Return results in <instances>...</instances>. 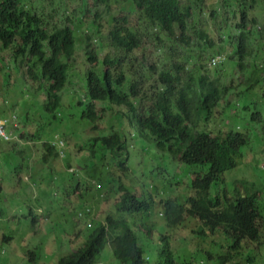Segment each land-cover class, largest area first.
Here are the masks:
<instances>
[{"label":"clouds","instance_id":"9594fccd","mask_svg":"<svg viewBox=\"0 0 264 264\" xmlns=\"http://www.w3.org/2000/svg\"><path fill=\"white\" fill-rule=\"evenodd\" d=\"M93 1L94 0H82L84 8H80L79 5L75 3V0H34V4L39 10H43L47 16H52L54 18L55 21L52 23L56 25V28L62 29L70 27L77 31L79 35H81V32L84 33L81 43L77 45L79 55L63 60V58L59 54L53 52L45 42H41V47L38 49V56H35L37 51L36 42L33 41L30 36L18 33L15 49L19 52V55L14 57L11 53L7 54L0 48V56L6 58L3 63L7 71H14L16 67H22L25 71L29 66H33L34 72L39 78L38 88L34 87L31 81H29L27 85H30V88H26V99H20L21 94L18 93L17 100L14 98L15 95L10 93L8 89L0 92V106L9 103L12 104V102H21L28 107L30 93L34 92L37 94L38 91L39 96L42 97L40 104L43 105V100L47 96L46 90L49 86L54 84L59 86L57 94L61 105L67 107L74 102L77 97H73L72 94L71 85H74L75 90L77 93L82 94L83 97L81 96V98H83L85 102L88 100L91 101L93 112L95 114L97 113L100 117L97 122V131L91 130L92 124L90 123H82L76 125L75 128L83 135L84 142L97 135L93 141L87 143L91 144L95 155H106L112 152V148H117V146H119V140L108 135L109 133L102 128V116H106L105 111L102 110L107 108L109 104L103 105V101L106 98H112L118 87L123 86L127 105L121 108L115 106L113 110L108 111L107 115L120 122L123 129L127 131V136H129L132 141L138 143L139 146L143 145L141 148L146 151L144 156H149L148 166L152 162L151 165L154 167L151 169L158 170L159 172V176H154L155 180L152 181V185H149V182L154 177L150 176H148L140 186L139 182L136 183L135 191L137 192L133 208L141 211L140 214L132 216V220H135V225L139 230L136 232V237L138 238V242H140V235L149 236L153 242L162 245V243H160V240H162L161 236L156 229L160 230L161 226L166 223V218L162 213L165 207L164 204H167L169 200H179L184 194L196 193L198 180L203 178L209 171L210 166L213 165V160L210 158H206L202 162H197V164H188L186 157L183 156L182 153V155L172 153L175 152L178 142L180 140H186L183 145L187 148V139L189 136L190 138L199 139L201 136L205 135V131L210 133L214 132L213 135L215 136V134H219L220 132H227L225 131L227 127L228 132L232 131L234 134H240L248 141V144L243 148L242 157L237 160L236 168L241 165L242 161L246 162L244 158H249L248 151H252L250 147L251 139L238 130H234L230 125L232 119L239 117L234 109L236 99L239 96L237 82L235 81L241 79V77H247L242 79L241 85L251 82V88L247 94L249 99L247 104L248 110L245 112L242 107V112H244L250 118L251 123L254 124L253 131H256V128L262 124L264 118L262 108V104L264 103V1L201 0L200 15L198 18H194L196 27L189 33L194 40L190 43L193 47L185 51L186 58L184 61H180L178 65L172 63L167 56L168 42L163 23H154L149 17L138 22L140 18V14L137 12L138 10L133 11V8L128 9L124 0L122 1L124 2V8L128 11L127 13L135 18L134 23L140 25L128 29L132 33L130 42L123 47L121 53L114 54L107 59L105 63L103 61V53H100V56L97 53L88 56L87 50L84 49V47L91 44L92 41L88 42L87 34H95L97 28L100 27L103 33L101 36H96L94 38L95 42H104L105 44L110 42L108 35L110 31L108 34L106 33L105 16L100 13V9L94 10L90 7ZM115 1L119 2L120 0ZM188 1L189 0H185L186 3ZM22 4L23 1L21 0V6ZM64 4L65 6H63ZM70 5H74L75 7L70 14H67ZM249 5H253V7L250 9ZM58 7H60V9H58ZM253 8H260L255 14L252 13V17L255 16V18L260 21V25L253 27L257 32L254 38H250L247 42L251 43L252 48L249 50L253 51L254 49V52H251L252 55H247V51H241V49L236 47L233 43L239 40L240 32L242 31L235 26L240 23V20L237 18L238 12L245 9L246 11L250 10L254 12ZM49 9H53V11L47 12ZM61 11L62 16L59 15ZM208 23L209 25L207 26ZM131 24L135 26L133 23ZM108 25L110 26V24ZM246 25L251 24L246 21ZM111 29L112 27L110 26V30ZM195 32H201L202 38L196 40L194 38ZM196 42L200 43L204 48L199 47ZM44 45H46V47L42 48ZM230 60H238L232 72L224 70L227 62ZM120 61H122L123 64L118 66ZM254 61H256L257 66ZM259 61H263V64H258ZM59 62L62 64V67ZM65 63L69 65L67 68H65ZM117 67H119L122 72L113 71L109 72V75L107 74L109 69ZM93 70H97L99 75L94 76ZM52 72H56L60 75H64L62 73L64 72L67 74L68 79H65L61 75L60 83H58V81L53 78ZM87 72H89L88 75ZM16 76L18 77L19 75L16 74ZM101 76L108 77L111 85L108 86L104 79H100ZM254 76L256 77L255 80L252 78ZM115 77L119 78L122 84H118V80ZM75 78H77V80H75ZM90 85L92 86V90H89ZM0 86H2L1 83ZM183 91H185V93H182ZM215 122H218V125L215 124ZM113 123L116 124L115 122ZM226 123H228L229 126H226ZM111 124L112 123L109 124L110 128ZM116 126L117 128L114 130L119 131V126L117 124ZM18 127V111L13 114L12 112H7L5 114L1 113L0 167L1 165L6 167L5 161L9 158V160L13 162L12 167L18 166L20 170L10 172L5 168L1 169L0 197H6L5 188L8 186V183L5 186L3 185L5 183L3 182V177L9 179L11 177V180L15 179L19 189L21 185L23 188L28 182H32L34 188L46 184V187H51L55 195H59L60 193L65 196L68 195L67 200L64 202L53 198L54 203L56 201L60 205H65L58 210L61 211L68 225L70 224L73 226L74 224L76 228L79 225H84L87 228V226L91 225L93 220H103L105 215L101 213L96 217L95 209L91 207L87 210V214L89 215L88 219L81 213V207L77 203L71 210L72 203L69 200L70 197H84L87 201L94 198L91 202L98 197L105 199V201L107 199V192L105 195L103 193L100 195L96 190L85 188L84 174L75 179H71L70 175L73 174L74 171L72 168L70 169L67 167V169H65L67 178L64 182H61L59 178L56 179V181L48 179L49 182H44L42 181L43 175L34 178L35 172L46 169V165L41 164L42 160L33 167L35 162L33 157L35 153L38 155L37 160L44 157L45 152L42 150L41 145L44 141L48 140V137L44 130L43 134L36 133L38 141H23L18 138L16 133ZM263 131L264 129L262 132ZM48 134L50 136L52 133L48 132ZM234 134L232 135L238 138ZM162 137L169 140L166 149H161L158 146V141ZM14 142L19 145L16 152H13ZM52 145L56 146L61 156L64 155L63 150L66 147L58 135H56L55 139L52 141ZM260 145L264 147V143ZM4 149H7V151L4 152ZM149 149H152L155 158L150 156ZM155 159L160 162L161 167L158 166ZM125 160L126 157L124 155L123 160L116 165L121 171V174H118L120 178L124 175L128 176L129 174L126 170L128 165ZM258 160V155H254V157L251 156L244 166L246 170H252L255 174L258 173L261 176V173L264 172V164L260 167L257 165ZM51 161L52 158H49V163ZM165 161H169L174 165L175 176L170 175L166 166L162 164V162ZM138 162L141 165L145 160H143V158L138 159ZM129 166L131 167V161L129 162ZM240 169L241 173H243L244 170L242 168ZM44 175L47 174L44 172ZM86 177L89 178L88 176ZM89 179L93 180L91 178ZM19 180H21L20 183ZM93 181L97 184L96 180ZM37 182L38 184H36ZM231 183V181H228V184ZM233 183H237L235 187L238 191L228 192L231 197L237 194L246 195L245 191L247 187L256 189H263L264 187L263 185L261 188H258L255 181L249 183L243 180L241 175H239L238 179H235ZM238 184H241L245 188L244 192L241 191ZM68 185L74 188L72 194L68 191ZM19 189L16 193L14 191L12 192L15 193V195L10 198L11 205L20 202L18 198L22 191L19 192ZM87 191H91L92 194L89 195ZM210 195L214 197L218 194L216 191L212 193L211 189ZM261 195H263V193ZM68 203L71 204L70 207H68ZM150 203L154 205V209L157 205L162 207L159 218L155 221H152V218L149 217V215H152L149 214L150 212H147V207ZM7 207V211L0 209V246L4 250V253H0V255L4 256L0 264H4L11 260L7 257V249L3 247L11 246L13 248L15 245V236L7 228V225L13 220V212H11L8 205ZM221 209L222 208L217 210ZM259 209L260 211H264V196L259 200ZM191 217L192 216L187 214L186 220L182 225L184 228L187 225V220L197 222V219ZM127 220L129 221L130 218L128 217ZM103 223L106 224V221ZM39 225L40 223L32 227L25 236H34L37 233V227ZM198 228H201L200 223ZM203 230L205 237L212 240L214 244H218L219 247L213 254L219 257L220 254H218V250L220 247L226 245H230V248L237 253V256L245 257L247 264H251L257 256L263 254L260 244L263 239L262 231H264V227L260 229L261 236L257 238L255 236L253 240L248 238L238 240L237 237L240 232L234 231L226 226L216 229L213 233L207 229ZM206 231L209 234H206ZM217 235L220 237L215 239ZM3 239H9L10 242H5ZM182 241L183 239L178 238L173 245L177 253L186 258L185 248L181 246ZM138 246L142 250L141 260H143V264H149L150 259L149 257H145V248L140 243ZM164 246L165 244L162 246V249L158 251V264H166V255L163 253ZM19 261V258H15L14 262L11 264H17ZM234 264H240V262H234Z\"/></svg>","mask_w":264,"mask_h":264},{"label":"trees","instance_id":"16d2710c","mask_svg":"<svg viewBox=\"0 0 264 264\" xmlns=\"http://www.w3.org/2000/svg\"><path fill=\"white\" fill-rule=\"evenodd\" d=\"M22 1L23 4L21 6V0H0V48L5 53H11L14 57L19 55V52L15 49V42H17L18 33H21L30 36L31 39L36 42L37 51L35 56H38V49L41 47V42H45L51 50L59 54L63 60L79 55L77 45L81 43V39L84 37L83 32L79 35L77 31L70 27L62 29L56 28V25L52 23L55 21L54 18L52 16H47L43 10H39L34 4V0ZM113 1L114 0H94L90 5L94 10L100 9V13L103 16L110 17L109 24L112 29L110 30L109 25L106 26V33L108 34L110 31L108 34L110 42L108 44L104 42H95L94 38L96 36H101L103 33L102 28L99 27L95 34H87L88 42L92 41V43L84 47V49L87 50L88 56H92L96 53L100 56V53H103L104 63L114 54L121 53L123 47L130 42L132 33L128 29L140 26L134 23L135 18L128 13H115V8L112 7ZM124 2L128 9L133 8V11L138 10L137 12L140 14L138 22L144 20L146 17H149L154 23L162 22L168 42L167 56L175 65L185 60V51L193 47L190 43L194 40L189 33L196 27L194 18L196 19L200 15L201 0H189L187 3L185 0H124ZM75 3L79 5L80 8H84L82 0H75ZM63 6H65V4ZM252 7L253 5H249L250 9ZM58 9H60V7H58ZM122 9L125 10L124 7ZM252 13L253 12L250 10L246 11V9L238 12L237 18L240 20V23L235 27L242 31L240 32L239 40L233 42L241 51H247V55H252L251 52H254V49L253 51L249 50L252 47L251 43L247 42L250 38L253 39L257 32L253 27L260 25V21L257 20L255 16H253V18ZM246 21L251 25H246ZM194 35L196 40L202 38L201 32H195ZM197 45L204 48L200 43H197ZM45 47L46 45L42 46V48ZM5 60L6 58L0 56V83L2 84V86H0V92L8 89L10 93L15 95L14 98L16 100L18 99V93L21 94L20 99H26V88H30V85H27L29 81H31L34 87L38 88L39 78L34 72V67L29 66L25 71L22 67L14 68L15 73L20 76H18V78L13 70L7 71L3 63ZM254 62L257 66L256 61ZM122 64L123 62L120 61L118 66ZM9 66L11 67L10 64ZM60 66L62 67L61 63ZM68 66L69 65L65 63V68ZM113 71L122 72L119 67H117L109 69L107 74L109 75V72ZM62 73L64 75H61L65 79H68L67 74L64 72ZM88 73L89 72H87V75ZM61 75L52 72L53 78L57 80L58 83H60ZM93 75H99L97 70H93ZM100 79H104L108 86L111 85L108 77L101 76ZM116 79L118 80V84H122L119 78ZM71 86L73 97H77L76 100L67 107L61 105L57 94L59 86L53 84L46 90L47 96L43 100V105L40 104L42 97L39 96V91L37 94L32 92L29 95L28 107L21 102H12V104L9 103L0 106V115L1 113L5 114L7 112H12L13 114L18 111L19 127L16 133L18 138L23 141H38L36 133L43 134L45 130L48 140L44 141L41 145L45 154L42 159L37 160L38 155L35 153L33 157L35 161L33 167L42 160L41 164L46 165V169L44 171L35 172L34 178L42 176L45 172L47 174L46 176L51 181H56V179L59 178L61 182H64L67 178L65 169L69 167L74 171V173L70 175L71 179H75L84 174L85 188L89 184L87 183L88 180L86 181V176L96 180V191L100 195L102 193L105 195L107 192L106 201L98 197L91 202V199L87 201L84 197L75 196L72 198V205L74 207V204L77 203L81 207V213L85 215L86 219H88L89 215L87 214V210L90 207L98 210L100 213L107 214L108 217L103 220L99 219V221L93 220L90 226H87V228L83 226L80 228V231L76 233H74L76 226L74 224L73 226L70 225L74 234L68 229V223L64 220L65 218L60 210L57 211V221H55V223H53V219L52 222H50V220H45L42 223L43 216L51 217L52 213L55 212L53 198L64 202L68 197V195L65 196L61 193L55 195L54 191L49 190L48 187H42V193L36 198L42 202L40 207L46 214L35 215V209L31 208L26 203L21 204L18 202L12 206H17V208L21 207L22 212L29 211V217H32V221L24 214L21 222L27 224V228L35 227L37 224L40 223L41 225L42 223L41 228L46 231V235L41 237L39 232H37L29 239H33L34 242L28 241L26 243L27 246L25 245V240L18 238L19 241H17L15 239V245L9 253V256L7 255L11 260L4 264H11L14 262L15 258H19L20 261L26 260L25 264H37L42 257L41 252L48 249V243L51 242L50 239L54 236L52 229L57 228L56 231L61 232L64 231L63 226L66 227V232L62 235L57 234V239L55 237L53 245L57 250L59 240H61L63 246L64 243L71 245L70 250L72 253L67 258L59 260L58 264H97L99 257L109 244L113 246L115 257L123 264H143V260H141L142 250L138 246L140 242H138L136 231L130 227L127 218L129 217L132 220V216L141 213V211L133 208L137 192L135 191L136 183L139 182L140 186L148 176H159V172L158 170L150 168L152 162L148 166L149 156H144L146 151L142 150L143 148L141 147H143V145L139 146L138 143L132 141L130 137L127 136V131L123 129L120 122L107 115L108 111L113 110L115 106L121 108L127 105L123 86L118 87L112 98H106L103 101V105L109 104L107 108L102 110L105 111L106 114V116H102V128L109 133L108 135L119 140V146H117V148H112L110 154L99 156L94 154L91 144L87 143L93 141L97 135L84 142L83 135L76 130L75 126L82 123H90L92 124L91 130L97 131V122L100 117L97 113L95 114L93 112L91 101L88 100L85 102L84 99L81 98L82 94L77 93L74 85ZM89 90H92L91 85L89 86ZM182 93H185V91ZM243 110L246 112L248 106H244ZM113 122L119 126V131L114 130L117 126ZM110 123H112L111 128L109 127ZM215 124L218 125V122H215ZM226 126H229V124L226 123ZM225 131L227 132H220L219 134H215V136L213 135L214 132L210 133L205 131V135L201 136L199 139L190 138L189 136L187 139V148L183 145L186 140H180L176 146L175 152H172L176 155L183 154V156L186 157L187 163L190 165L202 162L206 158L212 159L213 165L210 166L206 175L198 180L196 193L184 194L179 200H169L167 204H164L165 207L162 213L166 218V223L161 226L160 230H156L159 231L162 239L160 240L162 245L157 247V251H160L165 244L163 253L166 255V264H178L175 262V256L178 258L183 257L177 253L173 244L176 242L179 235L186 232V229L182 225L186 220L187 214L192 216L191 218L197 219V227L190 229V241L197 240V243L194 249L187 246L188 253L185 249L186 260L183 264H202L205 257H203L201 261H196L195 257L192 256L198 251L206 255V258L210 262L206 264H218V259L213 257V253L216 251V249L212 248L214 243L204 236L203 229H207L213 233L216 229L226 226L234 231L240 232L237 237L238 240L243 238L253 240L255 236L256 238L261 236L260 229L264 227V211H260L259 209V200L263 198L264 190L247 187L245 191L246 195L237 194L231 197L228 193L238 191L235 187L237 183H233L235 176L232 175L231 171L236 168L237 160L242 157L243 148L248 144V141L240 134H234L232 131L228 132L227 127ZM48 132L52 134L49 136ZM231 133L236 135L239 139L234 137ZM56 135H58L65 144L66 148L63 150V156L57 151L56 146L52 145V141L55 139ZM168 143L169 140L162 137L158 141V146L161 149H166ZM18 147L19 145L14 142L13 152H16ZM3 151L6 152L7 149ZM24 151L26 152L25 149ZM149 153L151 157L155 158L152 149H149ZM124 155L126 157L125 162L128 165L126 170L129 174L128 176L124 175L120 178L118 174H121V171L116 165L123 160ZM49 158H52L50 163ZM137 158H143V160H145V162L141 164L142 166L139 164ZM130 161L131 167L129 166ZM155 161L158 166L161 167L160 162L157 159H155ZM12 164L13 162L7 158L5 161L6 167L1 165L0 171L3 168L10 172L20 170L18 166L12 167ZM13 180L14 179L11 180V177L10 179L3 177V182H5L3 185L5 186L8 183L9 186ZM20 181L21 180H19V183ZM228 181L232 182L229 184V188L227 186ZM88 188L95 190L93 187ZM211 189H214L218 195L212 197L210 195ZM261 192L263 195H261ZM47 193L50 194L47 196L51 198L44 200ZM87 193L89 195L92 194L91 191H87ZM107 203L113 204V207H109L110 211L107 209ZM70 206L71 204L68 203V207ZM220 208L222 209L217 210ZM153 209L154 205L151 203L148 204L147 212H150L149 214H153ZM149 217L152 218L150 215ZM63 220L65 222H63ZM104 221H106V224L103 223ZM199 223L201 224V228H198ZM30 230H28V232ZM26 237L27 236L23 238L25 239ZM40 238L44 240V245L42 242H38ZM3 241L10 242L9 239H3ZM205 244L206 247L204 248ZM74 246H76L77 250L72 251ZM209 251H212V253ZM20 252L23 254H20Z\"/></svg>","mask_w":264,"mask_h":264},{"label":"rangeland","instance_id":"374dc122","mask_svg":"<svg viewBox=\"0 0 264 264\" xmlns=\"http://www.w3.org/2000/svg\"><path fill=\"white\" fill-rule=\"evenodd\" d=\"M209 1H211V0H209ZM263 4H264V2H263ZM74 7H75L74 5H70V9H68L69 11L67 14H70ZM112 7L115 8V13L119 12L118 14H120L122 12H125V13L128 12L126 8H125V10L122 9L124 7V2L122 0H120L119 2H116L114 0L112 3ZM259 10H260V8L254 9L253 13L255 14ZM51 11H53V9L47 10V12H51ZM59 15L62 16V11L59 12ZM109 22H110V17L105 16L106 26H108ZM208 25H209V23L207 24V26ZM211 27H212V25H211ZM237 62H238V60L228 61L224 70L232 72V70H234ZM258 64H263V61H259ZM243 78H247V77H241V79H237L235 81V82H237V90L239 92V96L236 99L234 109L236 110V113L239 115V117H236V118L231 120L230 127L233 128L234 130H238L239 132L243 133L245 136H248L251 139L250 147H251L252 151H248V157L250 158L251 156L254 157V155H258L259 160H258L257 165L262 167L264 164V147L260 144L264 143V131L262 132V130L264 129V118H263L262 124H260V126H258L256 128V131L255 130L253 131L254 124L251 123L250 118L244 112H242V107L246 106L249 102L247 94L251 88V82H248L245 85H241V81ZM252 78L255 80L256 77L254 76ZM75 80H77V78H75ZM262 108H263V113H264V103L262 104ZM249 158H244V160H246V162L242 161L241 165L238 168L231 171L232 175L235 176L234 179H238V176L241 175L242 179L246 180L249 183H252L255 181L256 186L258 188H261L264 185V172H262L261 176H260L258 173L255 174L252 170H246L244 165L249 161ZM16 159H18V158H16ZM162 164L166 166L170 175L175 176L174 165H172L169 161L162 162ZM153 167H154L153 165L150 166V168H153ZM240 168H242L244 170L243 173H241ZM150 177H154V176L150 175ZM87 180H88L87 183H89L87 188L93 187L96 190L97 185L95 184V182L86 177V181ZM153 180H155V177L150 180L149 185H152ZM42 181L49 182L48 177L44 174H43ZM36 184H38V182ZM227 186L229 188V184ZM238 186L242 192L245 191V188L241 184H238ZM42 187H46V184H42L38 188H34V184L32 182H28L25 184V186H23V188L21 185L20 189H19V186L17 185L16 180L14 179L13 182L11 183V185H9V186H7V188H5L6 197H0V209L7 211V208H8L7 205H8L11 209V212H13V214H12L13 220L10 224L7 225V228L9 231H11L12 234H14L15 239L17 241H19L18 238H20L21 240L24 239L23 237H25L28 230H30L32 227L27 228V224H24L23 222H21V219L23 218L24 214H26L29 217V211H27V212L23 211L22 212L21 207L17 208V206H15V207L12 206L10 204V198L12 196H14L15 193L17 192V190L19 189V192L22 191L21 195L18 198L20 203L21 204H23V203L28 204L31 208L35 209V215H41L45 212H43V210L40 207V204L42 205V202L39 199H37L36 197L42 193V191H41ZM49 190H51V187L49 188ZM263 190H264V187H263ZM13 191L15 193H12ZM68 191H70V193L72 194L74 192V188H72L70 185H68ZM213 192H214V189H212V193ZM47 195H50V194L47 193L44 200L51 198V197H48ZM72 198L73 197H70V199H69L71 203H72ZM93 199H91V200H93ZM165 199H168V198H165ZM75 205L76 204H74V207H75ZM53 206L55 208V212L52 213L51 217L50 216H43L42 223L45 220H50V222H52V219L54 220L53 223H55V221H57V219H56L57 210L60 208H63L65 205L64 204L60 205L59 203H57L55 201ZM110 206L113 207V204L112 203L107 204V209H109V211H110V208H109ZM72 209H73V205H72L71 210ZM161 209H162V207L159 205H157L155 207L154 212L152 214V221H155L156 219L159 218V214H160ZM101 213L95 209V214L97 215L96 217H98ZM104 215H105L104 216L105 218L108 217L107 214H104ZM29 219L32 221V217H29ZM63 222H65V221L63 220ZM128 222L130 224V227L134 231H136V232L139 231L135 225V220L133 221L130 219ZM42 223H41V225H42ZM67 226H68V229L72 232V234H74L76 232H79L80 228L83 227L84 225H82V226L79 225L76 228L74 233H73V229L70 226V224ZM63 227H64V231H61V232L56 231L57 228L52 229V233L54 236L50 239L51 242L48 243V249L41 252L42 257L38 261L37 264H58L59 260H61L62 258H67L68 256L71 255L72 252L70 250V248H71L70 244L64 243V246H63V243L61 242V240H59V245H58L57 250L55 249V246L53 245V243H54L53 240L55 239V237L57 239V234L62 235L66 232V227L65 226H63ZM193 227L194 228L197 227V222L193 221V220H187V225L185 226L186 232L184 234L182 233L181 235L178 236V238L183 239V241L181 242V246L184 247L186 249V251H187V246H190L193 249L196 248L197 240L196 241H190V229ZM37 232H39L41 237L46 235V231H44V229H42L40 225L37 227ZM262 232H263L262 233L263 239L261 241L260 247L262 249L263 254L261 256H257L256 259L254 260V262H252L251 264H264V247H263V245H264V231H262ZM206 234H209V233L206 231ZM29 237L30 236L28 235L25 238V245L28 241L34 242L33 239L29 240ZM219 237L220 236L217 235V236H215V239H217ZM38 242H42V244L44 245V240H42L41 238L38 239ZM140 244L146 250V256L145 257H149V259H150L149 264H158L157 247H159L161 244L155 243V242H153V240L151 238H149V236H143V235H140ZM204 247H206V245H204ZM218 247H219L218 244H214V246L212 248L216 249V251H217ZM3 248L7 249V255L8 256H9V253L11 252V250L13 249L11 246H5ZM75 250H77L76 246H74L72 248V251H75ZM1 252L4 253V250L0 246V253ZM209 252L212 253V251H209ZM187 253H188V251H187ZM20 254H23V253L20 252ZM218 254H220V257L218 255L214 254V258L218 259V264H234V262H240V264H247V260L245 259V257L243 258V257L237 256V253L234 252L230 248V245L220 247V249L218 250ZM192 256L195 257L196 261H201L202 258L205 257L204 261H202V262L204 264L210 263L208 261V259L206 258V255L200 251H198L197 253H195ZM3 258H4V256L0 255V261ZM185 260H186V258H183V257L178 258L177 256H175V262L178 264H183V262ZM25 262H26V260H22L18 264H25ZM97 264H123V263L120 262L115 257L113 246L111 244H109L107 246L106 250L99 257Z\"/></svg>","mask_w":264,"mask_h":264}]
</instances>
